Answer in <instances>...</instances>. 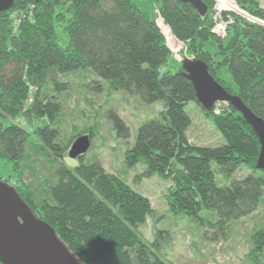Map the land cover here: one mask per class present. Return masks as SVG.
Wrapping results in <instances>:
<instances>
[{
  "label": "trees",
  "instance_id": "16d2710c",
  "mask_svg": "<svg viewBox=\"0 0 264 264\" xmlns=\"http://www.w3.org/2000/svg\"><path fill=\"white\" fill-rule=\"evenodd\" d=\"M201 1L207 7L204 16L178 0H154L174 39L185 44L187 57L205 64L215 82L264 121V26L258 25H264V8L260 0H235L239 10L259 21L232 15L234 22L225 39L211 32L212 1ZM12 4L0 13V159L11 163L16 182L12 185L9 177L0 180L55 232L79 263L170 264L138 234V227L152 214L146 197L98 161L69 169L52 158L63 140L59 116L67 94L59 91L69 90L58 76L91 70L107 82L112 94L136 98L142 105L163 103L164 110L155 119L137 127L123 163L126 168L139 165L143 177L155 176L169 185L163 200L172 216L187 217L223 233L230 222L256 211L264 195L259 136L231 106L215 104L207 110L199 105L181 65L176 74L163 71L171 54L155 20L134 0H15ZM14 19H19L18 27ZM55 23L65 24L66 46L59 43ZM210 41L215 54L205 49ZM223 70L231 83L222 79ZM97 88L102 91L99 84ZM190 102L216 128L222 146L189 143L186 132L191 119L185 107ZM109 118L116 137L126 141L128 127L115 112ZM84 134H72L64 148ZM29 150L53 168L54 181L41 193L21 183L25 164L31 161ZM212 163L217 171L212 170ZM240 169L249 174L226 187L216 185V173L230 175ZM202 212L209 213L202 217ZM252 239L251 257L264 248V226Z\"/></svg>",
  "mask_w": 264,
  "mask_h": 264
},
{
  "label": "rangeland",
  "instance_id": "374dc122",
  "mask_svg": "<svg viewBox=\"0 0 264 264\" xmlns=\"http://www.w3.org/2000/svg\"><path fill=\"white\" fill-rule=\"evenodd\" d=\"M212 1V13H218L215 6L216 0ZM224 1V0H220ZM228 1L224 11L234 13L246 21H259L241 12L235 0ZM136 6L148 13L152 19H157L156 2L154 0H134ZM238 8V9H236ZM261 22V21H260ZM161 30L166 46L171 54V59L167 62L163 71L176 74L179 72L182 61L189 59L187 55L175 61L173 53L179 45L171 31L159 17L156 23ZM64 23H55V31L61 46H66L68 34L64 31ZM206 50L215 54L217 49L213 42H209ZM191 57V56H190ZM222 79L231 83L230 75L227 71L222 72ZM57 79L67 84L69 90L59 91L67 94L62 103V112L59 116L60 133H62L61 150L52 153V158L57 159L58 164H62L69 169L98 161L110 174L119 177L126 185L137 193L146 197L152 205V214L145 224L138 227V234L149 244L161 259L167 260L170 264H264V248L254 252L251 257V249L254 248L252 237L264 226V195L261 198L259 207L253 214L241 218L228 224L223 233L204 228L197 222L190 221L187 217L172 216L167 206L164 204L163 195L167 183L162 182L157 177H143V167L126 168L123 163L126 150L131 148L136 138L137 127L155 119L159 112L164 110L163 103L157 101L153 104L142 105L136 98L120 93H110L107 82L99 79L91 70L79 71L68 76H58ZM98 83L102 87L99 92ZM115 112L129 130V138L126 141L116 137L113 128V120L109 114ZM185 113L191 119L190 128L186 132L191 144L199 147H219L224 141L216 128L200 114L197 105L190 102L185 107ZM92 134L90 148L83 158L71 160L68 150L64 148L66 139L72 134L82 133ZM73 142V141H72ZM72 144V143H71ZM31 161L25 164V171L21 175V183L25 186H32L40 192L52 181V166L44 158L36 156L29 150ZM211 168L217 171V165L211 164ZM249 174V170H236L233 174H215V181L218 187H226L232 180L242 179ZM263 175L260 174V177ZM0 177H9L12 185L16 179L13 175V168L10 162L0 159ZM209 212H202L205 217ZM215 220L216 215L210 213ZM213 222V219H212ZM218 237V238H217ZM217 238V240H215Z\"/></svg>",
  "mask_w": 264,
  "mask_h": 264
},
{
  "label": "water",
  "instance_id": "95a60500",
  "mask_svg": "<svg viewBox=\"0 0 264 264\" xmlns=\"http://www.w3.org/2000/svg\"><path fill=\"white\" fill-rule=\"evenodd\" d=\"M14 1L0 0V13L10 10ZM178 1L181 4H189L200 16L207 13V7L201 0ZM181 66L187 73L188 81L193 84L194 94H196V101L199 105L207 110L215 104L229 105L252 126L254 132L259 136L261 146L259 161L264 164V121L255 116L238 96L230 95L219 83L215 82L205 64L184 60ZM90 145V136L84 134L72 142L67 155L71 160L83 158ZM0 263L81 264L59 241L55 232L45 222L37 219L29 211L25 202L18 197L15 190L1 180Z\"/></svg>",
  "mask_w": 264,
  "mask_h": 264
},
{
  "label": "built area",
  "instance_id": "2783aa9c",
  "mask_svg": "<svg viewBox=\"0 0 264 264\" xmlns=\"http://www.w3.org/2000/svg\"><path fill=\"white\" fill-rule=\"evenodd\" d=\"M216 8L218 13H212V17H213V26H212V34H214L215 37L217 38H221V39H225L226 35H227V31L230 27L231 24H233L234 22V17L232 15H234V13L229 12L228 11H224L226 8H228L226 5L228 1H220V0H216ZM234 1V0H233ZM220 3L224 6L223 8H220ZM226 4V5H225ZM235 4V2H234ZM260 4L261 7L264 8V0H260ZM236 5V4H235ZM238 9V8H236ZM241 11V10H240ZM242 12V11H241ZM157 19H153L155 20V22H158V18L160 17L159 12L157 11L156 14ZM19 24V19H14V26L18 27L17 25ZM16 29V28H15ZM179 42L178 47L176 48L175 52L173 53V58L175 59V61H177L178 59H181L182 61V57L180 54V49L183 51V55H187V51H186V47L185 44L183 42ZM193 57H189L188 60L193 61ZM215 114L219 113V107H217L214 111Z\"/></svg>",
  "mask_w": 264,
  "mask_h": 264
},
{
  "label": "bare ground",
  "instance_id": "6f19581e",
  "mask_svg": "<svg viewBox=\"0 0 264 264\" xmlns=\"http://www.w3.org/2000/svg\"><path fill=\"white\" fill-rule=\"evenodd\" d=\"M219 6H220V8H223L224 7L221 3H220ZM258 25H260V24H258ZM260 26H263V25H260Z\"/></svg>",
  "mask_w": 264,
  "mask_h": 264
},
{
  "label": "crops",
  "instance_id": "0c3cea01",
  "mask_svg": "<svg viewBox=\"0 0 264 264\" xmlns=\"http://www.w3.org/2000/svg\"><path fill=\"white\" fill-rule=\"evenodd\" d=\"M189 143H190V141H189Z\"/></svg>",
  "mask_w": 264,
  "mask_h": 264
}]
</instances>
